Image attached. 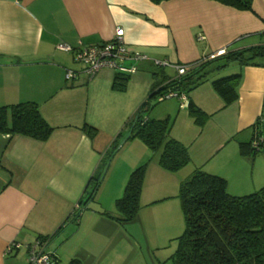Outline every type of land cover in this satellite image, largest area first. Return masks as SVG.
I'll use <instances>...</instances> for the list:
<instances>
[{
  "label": "crops",
  "instance_id": "0c3cea01",
  "mask_svg": "<svg viewBox=\"0 0 264 264\" xmlns=\"http://www.w3.org/2000/svg\"><path fill=\"white\" fill-rule=\"evenodd\" d=\"M117 28L124 31L125 48L147 58L123 93L112 90L115 72L89 79L75 59L79 50L114 40ZM257 46H264V0H252L249 11L213 0L158 5L150 0H0V107L34 103L53 129L45 142L0 134V264H28L31 248L46 240L56 264H131L138 253H125L126 242L135 237L130 228L141 222L145 209L168 201L194 171L223 178L235 197L264 188V146L251 151L255 139L264 140V65L232 63L216 71L221 64L212 63L208 82L184 95V101L158 102L147 115L171 119L170 138L190 157L179 172L159 166L161 151L151 156L142 141L126 139L127 123L156 85L178 76L154 61L192 65ZM70 71L76 80L65 79ZM237 73L238 100L225 106L210 82ZM189 103L205 115L203 126L190 117ZM85 125L97 135L89 137ZM125 156H132L130 163L113 177ZM108 159L104 179L87 202ZM144 164L140 211L134 220L118 223L115 202L130 174ZM107 187L110 217L97 206L90 209ZM12 244L20 247L8 251Z\"/></svg>",
  "mask_w": 264,
  "mask_h": 264
},
{
  "label": "trees",
  "instance_id": "16d2710c",
  "mask_svg": "<svg viewBox=\"0 0 264 264\" xmlns=\"http://www.w3.org/2000/svg\"><path fill=\"white\" fill-rule=\"evenodd\" d=\"M158 5L168 0H150ZM240 10H251L252 0H213ZM220 63L216 71L234 63L241 67L264 65V46L251 47L225 53L211 61L192 64L184 75L173 80L165 78L156 85V91L144 102L127 123L130 138H137L152 152L161 151L158 164L169 172L177 173L190 164L187 149L170 138L171 119L152 120L147 115L155 106L158 96L175 92L188 95L208 82L207 68ZM240 73L210 82L212 90L230 106L238 100L237 88ZM129 78L116 75L112 90L123 93ZM164 86H160L161 84ZM190 117L203 126L206 117L189 103ZM83 131L91 138L97 130L85 125ZM53 129L46 123L34 103L0 107V134L10 138L23 136L39 142L49 139ZM117 147V146H116ZM252 148V147H251ZM253 152H259L251 149ZM146 165L135 169L129 176L123 196L116 200L118 223L134 220L140 211ZM99 186V179L92 184L87 202L92 201ZM177 198L184 218V232L178 238L173 264H264V188L248 196L235 197L227 192V182L221 177L201 170L194 171L179 186ZM103 215L110 217L109 214Z\"/></svg>",
  "mask_w": 264,
  "mask_h": 264
},
{
  "label": "rangeland",
  "instance_id": "374dc122",
  "mask_svg": "<svg viewBox=\"0 0 264 264\" xmlns=\"http://www.w3.org/2000/svg\"><path fill=\"white\" fill-rule=\"evenodd\" d=\"M154 102L155 106L153 109L159 106L157 100ZM116 149L120 151L122 145L119 144ZM153 154L150 151V155L152 156ZM131 157L125 156L122 161L116 164L113 177L116 178L126 170V165L130 163ZM109 164L110 160L108 159L99 182L104 179ZM106 186H109V184L106 183ZM108 189L107 187L100 191L98 196L99 202L95 201L90 209L95 210V206H97L98 211L103 214L106 213L105 210H110L107 202L111 193ZM178 192L179 189L177 187L176 191L172 193L174 195H171V198L162 206L156 205L154 206L155 208L145 209L141 222L136 223V226L133 225L130 228L131 234L135 237H133V240L130 238V243L126 242L125 253H138L137 255L139 256L138 259V256L135 255L131 264H173L172 256L176 251L178 238L184 232V218L179 199L177 198ZM99 204L103 206L104 210ZM83 211L84 208L82 207L81 214Z\"/></svg>",
  "mask_w": 264,
  "mask_h": 264
},
{
  "label": "built area",
  "instance_id": "2783aa9c",
  "mask_svg": "<svg viewBox=\"0 0 264 264\" xmlns=\"http://www.w3.org/2000/svg\"><path fill=\"white\" fill-rule=\"evenodd\" d=\"M123 37L124 31L121 28H117L115 38L111 42L79 50L75 54L76 61L84 66V72L88 75L89 79H93L99 73L107 70L128 78L136 74L137 65L142 61H146L147 58L139 53L129 52L125 48ZM60 49L72 52V49L66 45L60 46ZM153 64L158 68H173L176 70L178 76L184 75L192 68V65L174 66L166 61H154ZM77 77L78 75L71 71L65 75L67 81L76 80ZM170 98L185 100L184 95H178L175 92L169 91L158 96L157 102ZM262 146H264V140L261 138L255 139L251 144V147L256 151L261 150ZM49 242L50 240H46L43 243L38 242L31 248L28 264H56V256L47 250ZM19 247L17 244H12L11 248H8V251L13 248L18 249Z\"/></svg>",
  "mask_w": 264,
  "mask_h": 264
},
{
  "label": "water",
  "instance_id": "95a60500",
  "mask_svg": "<svg viewBox=\"0 0 264 264\" xmlns=\"http://www.w3.org/2000/svg\"><path fill=\"white\" fill-rule=\"evenodd\" d=\"M130 135H131V132H130V133L127 135L126 139H127V138H129V137H130Z\"/></svg>",
  "mask_w": 264,
  "mask_h": 264
}]
</instances>
